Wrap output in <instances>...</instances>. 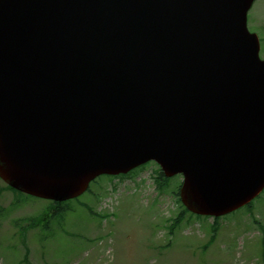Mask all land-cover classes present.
Instances as JSON below:
<instances>
[{"label": "water", "instance_id": "obj_1", "mask_svg": "<svg viewBox=\"0 0 264 264\" xmlns=\"http://www.w3.org/2000/svg\"><path fill=\"white\" fill-rule=\"evenodd\" d=\"M254 0H0V178L63 201L156 161L221 216L264 188Z\"/></svg>", "mask_w": 264, "mask_h": 264}, {"label": "rangeland", "instance_id": "obj_2", "mask_svg": "<svg viewBox=\"0 0 264 264\" xmlns=\"http://www.w3.org/2000/svg\"><path fill=\"white\" fill-rule=\"evenodd\" d=\"M248 17L264 57V0L254 2ZM157 169L150 162L126 176L103 175L56 217L49 201L16 202L4 191L0 264H264V191L251 208L217 224L188 213L173 228L183 210L173 191L183 178H169L160 191Z\"/></svg>", "mask_w": 264, "mask_h": 264}, {"label": "trees", "instance_id": "obj_3", "mask_svg": "<svg viewBox=\"0 0 264 264\" xmlns=\"http://www.w3.org/2000/svg\"><path fill=\"white\" fill-rule=\"evenodd\" d=\"M156 172H157L156 182H157V185H158V189L160 191H162L164 189V187H165V184L169 181V178L165 177L164 174L159 169H157ZM179 187H180V184L178 185L176 190H174L173 192H174L175 196L178 198V200L180 202ZM6 190H9V191H11L13 193V196H14L16 202L21 200V196H28L29 197V195H25L24 193L14 189L13 187L7 185L6 183L1 181V179H0V201H1V198H2V195H3V192L6 191ZM68 202L69 201L63 202V203L52 202L53 203V209H54L53 216L56 217V216L64 214L65 211L68 209V206H69ZM180 204H181V202H180ZM182 207H183L182 208L183 209L182 212H180L178 214V216L175 217V219L172 218V220H171L173 228L177 227V224L184 218L185 214L190 213V212H188V210L183 205H182ZM2 211H3V207H2V205L0 203V216H1V212ZM219 220H220V218H215L214 221L217 224L219 222ZM30 224H32L33 226H36V222H32ZM214 227H215V229H217L218 225H215ZM29 228L30 227H28V228L26 227L25 230L26 229L28 230ZM24 233L26 234L27 231L24 232Z\"/></svg>", "mask_w": 264, "mask_h": 264}]
</instances>
